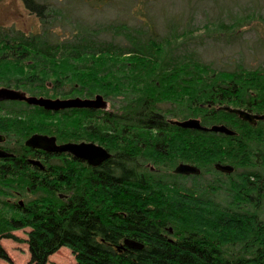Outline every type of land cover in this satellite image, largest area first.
<instances>
[{"label":"trees","instance_id":"obj_1","mask_svg":"<svg viewBox=\"0 0 264 264\" xmlns=\"http://www.w3.org/2000/svg\"><path fill=\"white\" fill-rule=\"evenodd\" d=\"M66 2L23 0L39 19L36 32L0 26V87L45 97L100 94L109 109L53 112L3 101L0 131L7 143L19 145L18 153H25L26 137L39 132L60 142L93 141L113 156L91 167L59 155L60 165L55 161L52 167L59 171L57 188L50 181L32 182L20 156L0 167V238L17 240L13 232L29 228L31 264H46L64 246L75 264H264V119L251 124L219 109L264 115V66L217 68L181 52L179 40L192 30L178 32L180 16H169L167 5ZM79 7L117 15L102 22L81 20L73 17ZM142 14L149 21L136 23ZM226 15L227 22L216 18L211 25L227 35L251 18L264 22L255 8ZM156 23L162 34L153 28ZM165 102L179 106L181 114L162 107ZM159 112L198 118L204 126L223 124L234 134L182 128ZM143 128L170 129V138L162 141L168 153H159L162 174L132 164V154L154 152L153 135L138 133L146 132ZM177 162L197 166L200 174H173ZM215 163L232 171L219 172ZM22 198L23 206L17 201ZM124 238L143 247L124 246ZM7 258L0 245V259Z\"/></svg>","mask_w":264,"mask_h":264},{"label":"rangeland","instance_id":"obj_2","mask_svg":"<svg viewBox=\"0 0 264 264\" xmlns=\"http://www.w3.org/2000/svg\"><path fill=\"white\" fill-rule=\"evenodd\" d=\"M50 1L54 4H67L66 0ZM146 2L154 9L157 6L161 9L163 5H167L169 16L177 15V18L180 16V22L177 23L178 32L185 29L192 30L190 37H181L179 40L180 48L178 49L181 52L194 53L201 61L212 63L217 68L230 69L237 63L245 68L264 66V22L251 18L235 27L233 32L229 33L231 35L216 31L211 25L217 21L216 18L227 22L225 14L228 11L231 14H237L242 10L250 12L253 8L255 11L258 10L264 19V0H146ZM141 4L143 5L139 3L138 6L142 7ZM140 7H135L134 11ZM116 15V12L102 14V12L90 10L87 7H79L77 10L75 8L73 13L75 18L93 22L110 20ZM159 19V17L155 18V20ZM134 20L136 23L140 20L149 21L144 18V14L140 19ZM0 26L14 27L29 34L39 30L40 22L36 14L26 9L23 0H0ZM155 26L152 27L162 34L163 31L157 23ZM173 46L177 47L176 42ZM28 231L29 228L15 230L13 234L17 240L0 238V245L5 249L8 257L7 260L0 259V264H31L26 242ZM46 264H75V257L71 250L64 246L50 254Z\"/></svg>","mask_w":264,"mask_h":264},{"label":"water","instance_id":"obj_3","mask_svg":"<svg viewBox=\"0 0 264 264\" xmlns=\"http://www.w3.org/2000/svg\"><path fill=\"white\" fill-rule=\"evenodd\" d=\"M10 100V101H21L28 105L39 106L44 108L45 110H50L53 112L71 109V108H89V109H102L105 110L107 108V102L103 98L102 95L96 94L92 98H82V97H67V98H50L45 96H36L27 94L26 92L2 86L0 87V101ZM219 109L224 111L233 113L237 115L243 121L254 124L257 120H263L264 115L255 114L245 111L240 108L229 107V106H221ZM171 124L176 126L187 128V129H197L201 131H209V132H218L223 133L225 135H233L234 132L227 128L223 124H213L210 126H204L200 123L198 118L190 117L183 120H170ZM4 140V136L0 134V142ZM25 145L30 148L41 149L46 152L60 153L66 152L71 154L76 158H80L85 160L88 165L91 167L99 166L102 161L108 159L110 154L100 145L95 144L93 142H79V143H62L57 144L54 136L42 135V134H33L29 138L25 140ZM9 154L0 151V156L5 157ZM32 163L37 164L38 161H30ZM213 168L222 173H230L232 171V167L228 164H220L215 163ZM174 172L177 174L183 175H197L200 173V169L189 163H180L178 164ZM123 245L134 248L141 249L143 244L134 240L125 238L123 241ZM120 245L118 249L123 247Z\"/></svg>","mask_w":264,"mask_h":264},{"label":"flooded vegetation","instance_id":"obj_4","mask_svg":"<svg viewBox=\"0 0 264 264\" xmlns=\"http://www.w3.org/2000/svg\"><path fill=\"white\" fill-rule=\"evenodd\" d=\"M48 85L50 86V83H48ZM69 97H75V96H69ZM50 98H55V97H50ZM60 98H67V97H60ZM4 101H10V100H4ZM0 102H3V101H0ZM17 102H21V101H17ZM108 105L109 104L107 102V107H108ZM162 107H166L168 110L173 108L177 115L181 114L180 113L181 108L179 106H175V104H172L170 102L163 103ZM105 110H107V108ZM159 114H160V117L163 118V120H166L168 123H170V120H183L177 116L169 115L168 113L159 112ZM176 114H174V115H176ZM172 125H174V124H172ZM140 131H146V132H142V133L138 132V133L143 134V135L147 134L148 132H149V135L150 134H151V136L153 135L154 138L152 137V139L154 140V144H153L154 152L152 154H149V153H146L144 151V152H141L139 154H137V153L132 154L131 155L132 164L135 163L138 166L143 165V167L148 168L151 172H156V173L162 174V172H161L162 166L161 165L164 164V160H163L164 158L161 157V155H159V153L166 151L164 148H166L167 144L165 142H162V141H164L165 138H170L169 137L171 134L170 129H168V128H164V129L147 128V129H144L143 128ZM0 134L4 136V140L2 142H0V151H3L5 153L9 154L8 156H5V157L0 156V167H4L7 164L11 165L10 161H14L16 156H20V157L24 158V160H25V163H22L21 165H24L25 170L28 174V177L32 182H40V181L42 182L43 181V182L47 183L48 181H50V183H51L50 185L57 188L58 179L60 178L59 173H58L59 171H57L56 169H53L52 167L56 166L55 161H58L57 164L60 165L59 162H61V160L59 161V157H60L59 155H62V154H66L72 160H77V161H80L82 163L84 162L87 164V162L85 160H82L80 158H76V157H74L71 154H68L66 152H60V153L46 152V151H43L41 149L30 148V147L25 145V140L33 134H42V135H48V136H54V135H49L46 133H39V132L31 133L24 140L23 145L25 148L23 147V151L25 150V153H18L19 151H17V152H14V151L17 147H19V145L15 144L13 142L7 143L9 139L7 138L6 134L2 133L1 131H0ZM116 136H117V138L121 139L122 138V132L118 133ZM54 137L56 139L57 144L71 142V141L60 142L56 136H54ZM133 137H135V135H133ZM143 137L144 136H142V135H137L135 138L137 140L141 141L144 139ZM79 142H93V141L80 140V141H74V142L72 141L71 143H79ZM93 143L98 144L96 142H93ZM98 145H100V144H98ZM100 146H102L110 154V157L113 156V153L110 152L107 147H105L104 145H100ZM48 156H50L49 158H51V159L48 160L47 159ZM108 159L102 161V163H104ZM31 160L32 161H38V163L37 164L32 163V162H30ZM157 162H158V164H157ZM180 163H185V162H177L171 170V172L173 174L183 175V174H177L174 172L175 167ZM159 164H161V165L158 167ZM72 166H73V164L70 163V167H72ZM88 166H90V165H88ZM19 167H21V166H19ZM166 178H168L167 173L164 174V180L165 181H166ZM58 195L61 198L65 197V195L62 193H59ZM17 201L21 206H23L24 202L26 200L24 198H22V199H18ZM124 239H123V241H124ZM123 241H122V243H123Z\"/></svg>","mask_w":264,"mask_h":264}]
</instances>
